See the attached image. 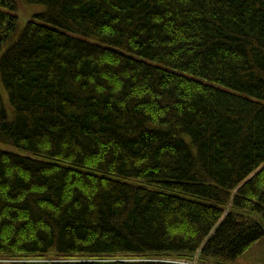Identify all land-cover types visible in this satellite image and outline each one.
I'll return each instance as SVG.
<instances>
[{
	"label": "trees",
	"instance_id": "16d2710c",
	"mask_svg": "<svg viewBox=\"0 0 264 264\" xmlns=\"http://www.w3.org/2000/svg\"><path fill=\"white\" fill-rule=\"evenodd\" d=\"M0 82V260L234 264L264 237V0H0Z\"/></svg>",
	"mask_w": 264,
	"mask_h": 264
},
{
	"label": "rangeland",
	"instance_id": "374dc122",
	"mask_svg": "<svg viewBox=\"0 0 264 264\" xmlns=\"http://www.w3.org/2000/svg\"><path fill=\"white\" fill-rule=\"evenodd\" d=\"M43 10L42 6L38 5H27L23 4L21 9L18 12L20 17V30L25 26L26 22L29 20V17L35 13L41 12ZM0 94L4 97V100L8 101L7 93L3 87V84L0 82ZM59 258H46V257H39V258H15V259H3L0 260V263L3 264H14V263H49L52 260H56ZM163 260H167L170 262L177 261L178 263L182 264H200L197 262V259L190 263L186 260H173L170 258H163ZM68 261H72V259H68ZM234 264H264V237L261 238L257 243H255L250 249H248L242 256H240Z\"/></svg>",
	"mask_w": 264,
	"mask_h": 264
},
{
	"label": "water",
	"instance_id": "95a60500",
	"mask_svg": "<svg viewBox=\"0 0 264 264\" xmlns=\"http://www.w3.org/2000/svg\"><path fill=\"white\" fill-rule=\"evenodd\" d=\"M260 170H261V169H260ZM260 170H258V171H260ZM258 171H257V172H258ZM257 172H256V173H257Z\"/></svg>",
	"mask_w": 264,
	"mask_h": 264
}]
</instances>
